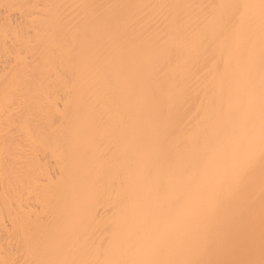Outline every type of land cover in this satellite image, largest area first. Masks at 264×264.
Returning a JSON list of instances; mask_svg holds the SVG:
<instances>
[{"label": "bare ground", "instance_id": "obj_1", "mask_svg": "<svg viewBox=\"0 0 264 264\" xmlns=\"http://www.w3.org/2000/svg\"><path fill=\"white\" fill-rule=\"evenodd\" d=\"M0 264H264V0H0Z\"/></svg>", "mask_w": 264, "mask_h": 264}]
</instances>
